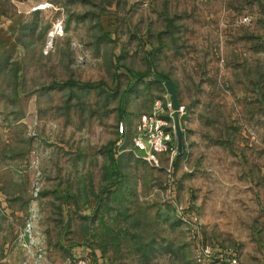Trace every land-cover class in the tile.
<instances>
[{"label":"rangeland","instance_id":"obj_1","mask_svg":"<svg viewBox=\"0 0 264 264\" xmlns=\"http://www.w3.org/2000/svg\"><path fill=\"white\" fill-rule=\"evenodd\" d=\"M165 79L185 146L172 172L132 142ZM83 250L264 264V0H0V264Z\"/></svg>","mask_w":264,"mask_h":264},{"label":"built area","instance_id":"obj_2","mask_svg":"<svg viewBox=\"0 0 264 264\" xmlns=\"http://www.w3.org/2000/svg\"><path fill=\"white\" fill-rule=\"evenodd\" d=\"M247 20L248 17H245L244 21ZM55 32L56 34L63 32V26L58 25L55 28ZM54 34L53 32L51 37H54ZM181 110L182 107H180V112ZM173 111L171 97L156 99L150 113L142 115L136 123L132 136L134 152L139 153L140 156L151 164L158 165L162 154L168 153L170 161L169 172H172L174 157L178 154V143L174 142L176 128L172 115ZM126 132L127 126L122 121L119 123V133L123 135ZM178 214L182 219L185 216V212L179 211ZM199 251L200 260L208 257L210 254V250L203 247ZM224 253L229 254L228 262L237 264L231 260L233 258L232 253L223 251ZM74 264H91V259L86 250L81 252Z\"/></svg>","mask_w":264,"mask_h":264},{"label":"water","instance_id":"obj_3","mask_svg":"<svg viewBox=\"0 0 264 264\" xmlns=\"http://www.w3.org/2000/svg\"><path fill=\"white\" fill-rule=\"evenodd\" d=\"M165 86L168 93L171 95L172 99V108H173V118L175 122L176 132L178 133V151L179 154H183L185 151L184 141H183V132L181 129V121H180V101L177 95V90L175 83L172 80L165 81Z\"/></svg>","mask_w":264,"mask_h":264},{"label":"trees","instance_id":"obj_4","mask_svg":"<svg viewBox=\"0 0 264 264\" xmlns=\"http://www.w3.org/2000/svg\"><path fill=\"white\" fill-rule=\"evenodd\" d=\"M165 81H167V79H165ZM176 214H177L178 218H181L180 215L178 214V212H176Z\"/></svg>","mask_w":264,"mask_h":264}]
</instances>
